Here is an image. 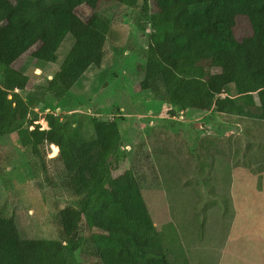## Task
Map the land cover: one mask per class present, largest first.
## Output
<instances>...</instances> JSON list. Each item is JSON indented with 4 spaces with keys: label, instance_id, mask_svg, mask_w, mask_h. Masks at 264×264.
<instances>
[{
    "label": "trees",
    "instance_id": "trees-1",
    "mask_svg": "<svg viewBox=\"0 0 264 264\" xmlns=\"http://www.w3.org/2000/svg\"><path fill=\"white\" fill-rule=\"evenodd\" d=\"M100 1L0 0V137L16 134L31 168L44 175L46 154L39 148L54 147L61 186L75 199L73 207L53 214L54 240L23 238L15 217L0 215V264H172L142 195L144 166L157 176L148 153L139 146L124 150L116 121L93 117L87 138L53 116L46 118L48 129L39 130L9 98L29 81L14 64L27 53L35 61L56 62L68 33L75 43L51 78L31 89L32 107L46 95L60 100L89 66L102 64L110 21L97 11ZM110 1L148 15L142 90L158 83L181 111L264 121V0ZM83 5L92 10L84 20L76 13ZM240 17L250 29L242 38L235 34ZM85 245L89 260L78 261Z\"/></svg>",
    "mask_w": 264,
    "mask_h": 264
},
{
    "label": "rangeland",
    "instance_id": "rangeland-1",
    "mask_svg": "<svg viewBox=\"0 0 264 264\" xmlns=\"http://www.w3.org/2000/svg\"><path fill=\"white\" fill-rule=\"evenodd\" d=\"M97 11L110 21L100 66H89L60 100L46 95L29 104L31 89L51 78L74 45L68 33L56 62L35 61L27 53L14 64L29 81L9 98L45 130L48 116L73 123L85 138L92 134L93 117L116 121L122 148L139 146L148 153L157 176L144 166L142 195L172 264H264V121L181 111L158 83L142 90L148 15L110 0H101ZM76 13L84 20L92 10L83 5ZM238 19L236 36L250 35L246 21ZM245 99L252 102L251 95ZM39 149L46 154V175L31 168L16 134L0 137V215L14 216L23 238L54 240L53 214L73 207L75 199L61 186L58 152ZM89 248L76 254L78 261L89 260Z\"/></svg>",
    "mask_w": 264,
    "mask_h": 264
},
{
    "label": "built area",
    "instance_id": "built-area-1",
    "mask_svg": "<svg viewBox=\"0 0 264 264\" xmlns=\"http://www.w3.org/2000/svg\"><path fill=\"white\" fill-rule=\"evenodd\" d=\"M219 97H222V98H223V97H224V93H220V94H219ZM34 123H36V122H34ZM33 128H34V127H30V130H33ZM39 130H45V129L39 127Z\"/></svg>",
    "mask_w": 264,
    "mask_h": 264
},
{
    "label": "crops",
    "instance_id": "crops-1",
    "mask_svg": "<svg viewBox=\"0 0 264 264\" xmlns=\"http://www.w3.org/2000/svg\"><path fill=\"white\" fill-rule=\"evenodd\" d=\"M181 113V112H180Z\"/></svg>",
    "mask_w": 264,
    "mask_h": 264
}]
</instances>
